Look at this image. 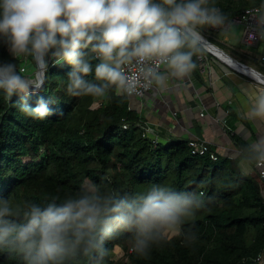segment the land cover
<instances>
[{
    "label": "clouds",
    "instance_id": "9594fccd",
    "mask_svg": "<svg viewBox=\"0 0 264 264\" xmlns=\"http://www.w3.org/2000/svg\"><path fill=\"white\" fill-rule=\"evenodd\" d=\"M261 7H264L262 5ZM252 39L264 41V12L249 13ZM227 17L210 0H0V44L12 61H0V89L21 94L20 111L45 119L52 114L41 97L33 107L50 67L71 66L67 91L72 96L107 97L140 94L183 80L196 69L193 57L203 51L204 31L225 25ZM31 58L28 75L14 61ZM99 62L93 67V61ZM95 81L87 79L93 75ZM250 67L256 91L237 109L242 120L264 125V79ZM241 165L264 169V133L249 135L232 154ZM196 192H177L153 184L144 193L118 195L98 188L44 206L0 197V247L22 256L24 264H66L100 251L117 231L133 233L132 251L147 255L153 245L182 225L203 206Z\"/></svg>",
    "mask_w": 264,
    "mask_h": 264
},
{
    "label": "trees",
    "instance_id": "16d2710c",
    "mask_svg": "<svg viewBox=\"0 0 264 264\" xmlns=\"http://www.w3.org/2000/svg\"><path fill=\"white\" fill-rule=\"evenodd\" d=\"M210 2L227 18L264 5V0ZM208 39L226 49L214 37ZM0 61H12L2 44ZM14 62L19 68L28 64V70L34 69L31 58ZM98 62L94 60L93 67ZM70 70L66 63H50L44 88L30 96L33 107L41 97L48 101L52 114L43 120L20 111L21 94L8 97L0 89V197L44 206L88 187L131 196L153 184L202 193L203 206L182 225V232L193 240L171 233L141 256L130 251L133 233L117 231L100 251L66 264H256L254 258L264 249V191L259 177L245 173L237 158L219 155L213 160L208 154H194L190 140L155 141L145 135L129 95L110 91L107 97L72 96L67 91ZM87 79L97 82L94 73ZM232 138L238 150L246 143L236 135ZM117 248L123 250L126 263L112 258ZM0 264L24 261L0 247Z\"/></svg>",
    "mask_w": 264,
    "mask_h": 264
},
{
    "label": "crops",
    "instance_id": "0c3cea01",
    "mask_svg": "<svg viewBox=\"0 0 264 264\" xmlns=\"http://www.w3.org/2000/svg\"><path fill=\"white\" fill-rule=\"evenodd\" d=\"M221 33L223 36H215V39L236 55L224 49L227 53L261 71L264 41L246 47L242 41L243 24L233 25ZM203 50L200 53L203 60L197 57V67L189 77L183 80L170 77L164 87L154 85L142 97L131 96V104L139 111L144 128L149 129V137L157 141H169L173 137L202 140L208 142L218 156L236 158L232 154L238 149L232 135L246 142L249 135L255 137L257 133H264V125L242 120L237 112L249 103L257 84L214 53ZM241 167L245 173L258 176L254 165Z\"/></svg>",
    "mask_w": 264,
    "mask_h": 264
},
{
    "label": "built area",
    "instance_id": "2783aa9c",
    "mask_svg": "<svg viewBox=\"0 0 264 264\" xmlns=\"http://www.w3.org/2000/svg\"><path fill=\"white\" fill-rule=\"evenodd\" d=\"M259 9L261 12H264L262 10L261 7H251L246 9L242 15L239 16H235L232 18H227V22L225 23V25L221 26L220 28H216V29H207L208 32L212 31V32H224L229 30L233 25L236 24H243L245 27V33L243 36V44L246 47H252V46H257L259 43L263 42L260 40H255L252 39L250 36V33L253 29V26L255 24V20H253L252 15H250L249 13L252 12L254 14V10ZM205 36V35H204ZM205 38L207 40H209L206 36ZM210 41V40H209ZM203 48L209 52H212L211 50H209V48L205 47L203 45ZM213 53V52H212ZM198 58L200 60H203V54H199ZM261 61L264 63V56L261 57ZM227 62V61H226ZM154 85L152 87L146 88V89H141L140 90V94H133L131 96H137V97H142L144 95H146L148 92H150L153 89ZM202 115H204V113H202ZM124 128H127V124H124ZM144 134L149 136V129H144ZM155 141H157L156 139H154ZM189 144L192 148V152L194 154H208L213 160H217L218 158V154L215 150H213V147L206 141H202V140H190ZM257 169V173H258V177L260 180V183L262 184V186H264V169ZM132 251V248H131ZM254 262L256 264H264V249L257 254V256L254 258Z\"/></svg>",
    "mask_w": 264,
    "mask_h": 264
},
{
    "label": "water",
    "instance_id": "95a60500",
    "mask_svg": "<svg viewBox=\"0 0 264 264\" xmlns=\"http://www.w3.org/2000/svg\"><path fill=\"white\" fill-rule=\"evenodd\" d=\"M203 45L205 47L209 48V50H211L215 55H217L221 59H223L221 56L225 55L228 58V60H226V59H223V60L227 61L233 67H235L234 63H236V64L240 65L241 67H244V68H246V69H248L250 71V67L251 66H249V65H247V64H245V63H243V62H241L239 60H237L236 58L231 56L229 53H227L224 49H222L221 47H219L216 44L212 43L211 41L207 40L206 38H205V41L203 42ZM217 52L221 53V56L218 55ZM230 61H232L234 63H231ZM235 68L237 70H240V71L244 72L245 74H247L249 76V72H247L246 70L243 71V70L239 69L238 67H235ZM256 74L259 75L262 79H264V73L263 72L257 70Z\"/></svg>",
    "mask_w": 264,
    "mask_h": 264
},
{
    "label": "rangeland",
    "instance_id": "374dc122",
    "mask_svg": "<svg viewBox=\"0 0 264 264\" xmlns=\"http://www.w3.org/2000/svg\"><path fill=\"white\" fill-rule=\"evenodd\" d=\"M204 35H205L207 38L210 37V36H212V37H214V38H215V36L221 38V37L223 36V34H222L221 32L216 33V32H212V31H210V32H208V33H204ZM226 50L228 51V49H226ZM228 52L230 53L231 51H228ZM231 54H232L233 56L236 55V54H234L233 52H231ZM21 68L23 69L24 73H25V74H28V75H30V74L34 71V69H32V68L28 70V64L24 65V66L21 67ZM130 251H131V250H130ZM123 254H124V253H123V250H122L121 248H117V249L114 250V252H112V258H113L115 261L123 260L124 263H126L127 259H126V258H123V256H124Z\"/></svg>",
    "mask_w": 264,
    "mask_h": 264
},
{
    "label": "bare ground",
    "instance_id": "6f19581e",
    "mask_svg": "<svg viewBox=\"0 0 264 264\" xmlns=\"http://www.w3.org/2000/svg\"><path fill=\"white\" fill-rule=\"evenodd\" d=\"M217 54L221 56V53H218V52H217ZM221 57H222L223 59L228 60V58H227L225 55H222ZM230 62H231V63H234V62H232V61H230ZM234 66H235V67H238L239 69H241V70H243V71L246 70L247 72H249L248 69H246V68H244V67H241L240 65H238V64H236V63H234ZM257 76H258L259 78H261L259 75H257ZM261 79H262V78H261Z\"/></svg>",
    "mask_w": 264,
    "mask_h": 264
}]
</instances>
